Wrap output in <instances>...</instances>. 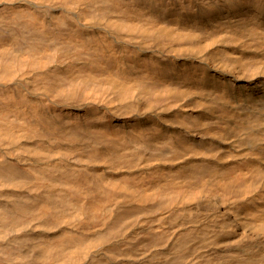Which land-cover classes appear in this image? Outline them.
Returning a JSON list of instances; mask_svg holds the SVG:
<instances>
[{
  "label": "bare ground",
  "instance_id": "bare-ground-1",
  "mask_svg": "<svg viewBox=\"0 0 264 264\" xmlns=\"http://www.w3.org/2000/svg\"><path fill=\"white\" fill-rule=\"evenodd\" d=\"M0 264H264V0H0Z\"/></svg>",
  "mask_w": 264,
  "mask_h": 264
}]
</instances>
